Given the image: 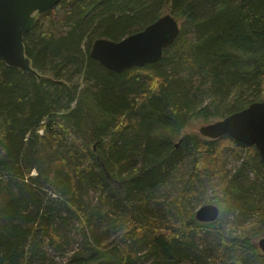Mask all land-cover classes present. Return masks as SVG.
<instances>
[{
  "label": "trees",
  "instance_id": "16d2710c",
  "mask_svg": "<svg viewBox=\"0 0 264 264\" xmlns=\"http://www.w3.org/2000/svg\"><path fill=\"white\" fill-rule=\"evenodd\" d=\"M167 9L182 27L159 61L116 72L92 56ZM25 46L36 73L0 57V264H56L49 249L66 264H264L256 147L175 142L264 100V0H60ZM203 200L218 219H196Z\"/></svg>",
  "mask_w": 264,
  "mask_h": 264
},
{
  "label": "water",
  "instance_id": "95a60500",
  "mask_svg": "<svg viewBox=\"0 0 264 264\" xmlns=\"http://www.w3.org/2000/svg\"><path fill=\"white\" fill-rule=\"evenodd\" d=\"M60 0H0V57L11 67L36 73L26 53L25 35L34 28L35 13L45 14ZM181 32L180 22L171 14H163L144 29L131 33L119 41L97 39L91 50L94 58L105 67L123 72L133 65L154 63L163 58ZM200 133L211 139L226 135L247 145H253L264 162V100L252 102L246 108L223 119L204 124ZM220 208L205 204L196 210V219L211 222L219 218ZM264 252V237L260 239Z\"/></svg>",
  "mask_w": 264,
  "mask_h": 264
},
{
  "label": "rangeland",
  "instance_id": "374dc122",
  "mask_svg": "<svg viewBox=\"0 0 264 264\" xmlns=\"http://www.w3.org/2000/svg\"><path fill=\"white\" fill-rule=\"evenodd\" d=\"M168 9L166 10V12H164L165 14L168 13ZM170 13V12H169ZM41 15L40 13L36 12L35 13V16H36V22H35V25L34 27L36 26L37 24V19H38V16ZM180 26L182 27L181 25V21H180ZM142 30V29H141ZM137 32V31H136ZM26 36V35H25ZM263 101V100H262ZM216 120H213L212 122H214ZM203 125V121L201 120H195L191 123V125L189 127H187L186 129L183 130V132L181 133V135L175 140V142H178L180 140V138L190 134V133H200L199 131V128ZM201 134V133H200ZM204 137V136H203ZM239 163H241V161L235 159V157H229L228 158V162H227V167L229 169H232L234 167H236ZM212 191V190H211ZM211 191H208L207 193V197L211 195ZM206 202L205 200L199 202L198 206H197V209H199L202 205H204ZM196 209V210H197ZM246 224V222H245ZM250 224H247V225H244V227H249ZM255 229H253L252 231H254ZM251 231V232H252ZM264 237V232H259V234L254 238V242H255V245L257 246V249L259 250V252L261 253V255L263 256L264 255V252L263 250L260 248V239ZM215 240V237L213 236V234L211 235H208V239H205L204 241L207 243V246L208 248L210 249L211 248V242H213ZM200 245H202V247H206V245L204 243H201L200 242ZM72 247L77 250L79 248V245L77 243H73L72 244ZM206 249V248H205ZM49 253H50V256L54 258L56 264H66L68 262V257L70 254H65V255H59L55 250H51L49 249ZM58 254V255H57ZM214 254V252H209V255L208 253L206 255L208 256H212Z\"/></svg>",
  "mask_w": 264,
  "mask_h": 264
}]
</instances>
